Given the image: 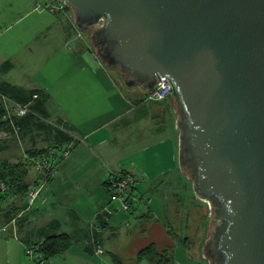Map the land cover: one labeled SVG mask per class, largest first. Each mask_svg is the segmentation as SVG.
Segmentation results:
<instances>
[{
	"label": "water",
	"instance_id": "1",
	"mask_svg": "<svg viewBox=\"0 0 264 264\" xmlns=\"http://www.w3.org/2000/svg\"><path fill=\"white\" fill-rule=\"evenodd\" d=\"M45 1L126 89L168 79L178 166L209 208L203 258L264 264V0Z\"/></svg>",
	"mask_w": 264,
	"mask_h": 264
},
{
	"label": "crops",
	"instance_id": "2",
	"mask_svg": "<svg viewBox=\"0 0 264 264\" xmlns=\"http://www.w3.org/2000/svg\"><path fill=\"white\" fill-rule=\"evenodd\" d=\"M5 13H8V8L0 11V19H4ZM34 31L31 32L33 45H28L25 49L26 56H23V59L30 62H34L33 52L38 49L34 41L38 39L36 37H40L42 42L50 41L51 44L56 43L59 48L69 50V43L72 45L74 40L71 35L75 37L76 34L72 22L68 21L66 27L54 19L47 24L38 25ZM7 32L8 26L0 25V65L9 61L12 69L6 73L0 72V82H7L6 79L18 67L7 54L8 40L3 38ZM67 57L70 58V55L67 54ZM21 63L25 64L22 61ZM80 78L76 76L73 80ZM20 87L40 88L48 93L42 85L29 83ZM102 87L108 90L106 84L102 83ZM93 90V94L81 96L79 101L74 100L69 106H63L64 101L61 98L58 106L53 108L56 111L54 113L48 106L51 97L48 93L46 109L51 116L50 120L62 119L72 126L74 142L64 147V151H68L67 155L53 160L51 177L47 178L42 171L30 168L29 180L36 184L34 189L41 190L39 196L37 195L28 205L27 214L21 215L24 216L22 231L24 227H29L30 232H35L50 222L57 221L59 223L57 232L69 234L74 238L71 247L60 256L69 257L72 248L78 246L81 254L91 257V260L98 256L88 244L92 230L98 228L102 230L99 241L103 253L115 254L116 251L110 247H117L116 223L129 221L128 213L115 211L108 215L105 211L117 206L107 191V181L111 177L125 172L136 176V195H144L148 199L145 200V205L138 203L132 210L138 213L133 218L141 222H153L157 220L155 216L161 214L166 218L165 203L167 201L181 203L183 201L181 180L185 178V189L188 180L179 166H175L178 165L179 133L174 127L176 116L170 99L159 103L143 101L128 103L126 98L119 96V91L115 90L113 100L109 101L107 96H103L101 87L96 89L93 87ZM165 122L168 124L165 125ZM138 126L141 130L140 135L132 142L131 130L137 129ZM26 162L31 165L27 160ZM100 215L102 223H105L104 228L98 224L97 218ZM146 227L145 225L141 228L142 231H146ZM166 233L168 235L169 231ZM5 235L0 234V256L3 257L2 261L8 264L6 258L8 239L17 241L22 246L23 253L24 246L17 235L16 237ZM96 259L93 260L98 262Z\"/></svg>",
	"mask_w": 264,
	"mask_h": 264
},
{
	"label": "rangeland",
	"instance_id": "3",
	"mask_svg": "<svg viewBox=\"0 0 264 264\" xmlns=\"http://www.w3.org/2000/svg\"><path fill=\"white\" fill-rule=\"evenodd\" d=\"M49 4L59 5L60 1H0L1 12L3 9L8 8V13L3 14L4 19H0V25L2 27L8 26V32L3 37L4 40H8L7 54L8 57L12 58L14 64L18 65L6 81L22 86L29 83L31 85L44 86L51 96L48 106L52 113L56 112L53 108L58 106L61 98L64 101L62 105L69 106L72 101H79L81 96L93 94V87L95 89L101 87L103 96H107L109 101L113 100L115 90H118L120 93L119 96L126 98L125 100L128 103L130 101L133 103L143 101L146 92L139 86L133 89H126L122 84V80L117 78L118 74L115 73V69L111 70L105 67L96 57L89 41L90 33L88 31H78L75 26L76 34L75 37L71 35V38L74 40L72 39V45L69 43V50L63 47L59 48L56 46V43L51 44L50 41L42 42L40 37H36L38 39H34V41L38 45V49L33 52L34 62L23 59L26 56L25 49L28 45H33L31 32H35L34 30L38 25L47 24L53 21V19L54 21H59L66 27L68 21L73 24L70 10L54 15L45 8ZM67 54L70 55V58L67 57ZM21 61L25 64H22ZM76 76L81 78L73 80ZM102 83L107 85L109 91L102 87ZM72 85L82 88L72 87ZM170 100L173 107V101L172 99ZM167 124L168 122H165V125ZM131 131L133 134L131 141L133 142L136 139L135 137L140 135L139 131L141 130L138 126L137 129L133 128ZM0 140L7 145L6 149L0 152V160L15 162L21 159L24 160L27 157L25 151L30 148L29 142H17L14 139L8 138V135L7 137L0 136ZM43 145L44 143L38 138L36 146ZM175 166L177 167L178 165L175 164ZM181 182L183 183V201L178 204L175 201H167L165 203L167 205L166 218L165 215L163 216L161 214L160 216H155L158 221L141 222V220H135L133 218L138 214L137 211H131V213L128 212L127 214L130 215L127 223H116L117 247H110V249L114 250V252L116 251L117 254L110 252H105L103 255L96 254L98 255L96 258L99 260L97 262L93 260L96 258H92L91 260V257L81 254L82 252L78 250V246H74L69 257H55L48 264H115L111 260L112 254L117 255L124 264H136L134 260L135 254L150 242H155L159 249L171 246L173 264H208L202 256L201 247L208 237L209 208L205 202L196 198L189 180H187L186 189L184 187L185 178ZM135 196L137 199L144 197L148 200L144 195H136V192ZM27 201L28 205L34 201L32 193H30ZM35 202L38 201L35 200ZM138 203L145 205L146 202L137 201L136 204ZM26 214L25 211L20 216ZM20 216L19 219L24 217ZM18 221L17 219L3 228L0 219V234L2 236L3 234H7V236L5 235L6 237H16L17 229H19L17 226ZM145 225L147 226L146 231H142L141 228H144ZM25 231H29V227H24L23 232ZM168 231L170 234L168 233L167 235L166 232ZM185 239H188L187 245L183 243ZM2 258L0 256V264H7L2 261ZM6 258H8V264H36L31 257L23 253L22 246L13 239H8ZM137 264H147V262L142 260Z\"/></svg>",
	"mask_w": 264,
	"mask_h": 264
},
{
	"label": "trees",
	"instance_id": "4",
	"mask_svg": "<svg viewBox=\"0 0 264 264\" xmlns=\"http://www.w3.org/2000/svg\"><path fill=\"white\" fill-rule=\"evenodd\" d=\"M66 10H70L66 7ZM12 69V64L5 61L0 65V72L6 73ZM2 98L14 102L19 106H27V112L22 117L6 116ZM49 94L40 88L26 89L8 82H0V132L13 134V127L17 128V142L27 141L30 148L25 154L28 158L45 157L50 160L62 157L64 147L74 142L72 132L74 128L62 119L51 121V116L46 109ZM172 99V98H171ZM38 138L44 143L43 146H36ZM7 145L0 140V152L6 149ZM53 152V156L50 153ZM32 166L26 160L11 162L0 160V219L2 225H9L15 220H19L16 235L24 246V253L33 252L36 264H47L51 259L65 253L74 243V238L66 233H59V223L52 221L44 228L35 231H22L23 218L19 219L21 213L28 209L30 193L33 192L36 184L30 182L29 171ZM106 214V213H105ZM21 217V216H20ZM102 216H98L100 227ZM102 228V229H103ZM101 229H93L88 238V244L95 250L100 246L99 234ZM7 235V234H6ZM187 240L183 243L187 245ZM91 252L90 249H87ZM95 252V251H94ZM111 260L115 264H124L117 255H111ZM135 263L145 260L147 264H173V253L171 246L159 249L155 242H150L137 251Z\"/></svg>",
	"mask_w": 264,
	"mask_h": 264
},
{
	"label": "built area",
	"instance_id": "5",
	"mask_svg": "<svg viewBox=\"0 0 264 264\" xmlns=\"http://www.w3.org/2000/svg\"><path fill=\"white\" fill-rule=\"evenodd\" d=\"M49 2V1H48ZM46 10H48L51 14H60L61 12L68 11L66 10V6L60 2L59 5H53L49 4L46 5ZM159 79L157 78V84L154 85L153 91L147 92L143 102L146 103H159V102H164L168 99H171V85L168 81V79L165 76H158ZM2 102L4 105V110L6 113V116L8 119H10L12 116L15 117H22L26 114L27 112V106H19L15 104L12 101H9L5 98H2ZM17 128L13 127V134H9L6 132H0V136H4L11 139H17L18 134H17ZM68 151H63V155H67ZM50 156H53V152L50 153ZM28 162L31 163V166L36 169L37 171H42L47 178L52 176V169H53V160H50L45 157H40V158H33L29 159L28 157L25 158ZM40 188L34 189L32 194L33 197L35 198L37 195L40 193ZM135 190H136V176L132 173L125 172L121 173L120 175L111 177L107 181V191L110 194L111 198L113 201L117 203V206L115 208H109L106 209V213L108 215L113 214L115 211H120V212H131L133 210L134 205L139 202H145L144 197H140L139 199L136 198L135 196ZM95 254L101 255L103 253V249L101 247H96L95 248ZM26 254L33 258V252L27 251Z\"/></svg>",
	"mask_w": 264,
	"mask_h": 264
}]
</instances>
